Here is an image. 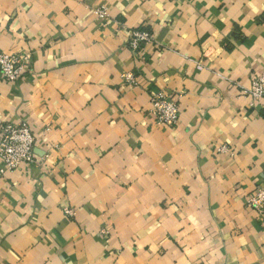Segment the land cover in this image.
Listing matches in <instances>:
<instances>
[{
  "label": "crops",
  "instance_id": "0c3cea01",
  "mask_svg": "<svg viewBox=\"0 0 264 264\" xmlns=\"http://www.w3.org/2000/svg\"><path fill=\"white\" fill-rule=\"evenodd\" d=\"M140 27L154 42L133 56ZM0 52L31 57L17 84L0 76V122L44 153L0 161V264H264L245 205L264 188V99L243 94L264 0H0ZM154 92L178 97L176 126L155 124Z\"/></svg>",
  "mask_w": 264,
  "mask_h": 264
},
{
  "label": "built area",
  "instance_id": "2783aa9c",
  "mask_svg": "<svg viewBox=\"0 0 264 264\" xmlns=\"http://www.w3.org/2000/svg\"><path fill=\"white\" fill-rule=\"evenodd\" d=\"M95 21L99 25L107 24L110 19L108 8L99 5L93 8ZM154 42L153 35L142 27L131 30L127 41V48L133 56L139 54L143 46ZM31 57L29 54H5L0 52V76L7 84H17L22 76L30 72ZM130 80V77L127 76ZM252 102L264 99V70L259 75L252 77L250 88L243 92ZM178 97H171L163 92H154L149 95V113L156 125L174 127L179 123L180 106ZM44 133L49 128H44ZM42 137L34 133L32 128L21 123L14 125L0 122V161L5 171H15L21 167H32L42 156L36 153V146L42 142ZM56 149V146L49 145ZM41 156V157H40ZM246 207L255 212L259 217H264V188H259L255 193L248 194L245 198ZM70 216V211H65ZM102 236L108 233L100 232Z\"/></svg>",
  "mask_w": 264,
  "mask_h": 264
}]
</instances>
